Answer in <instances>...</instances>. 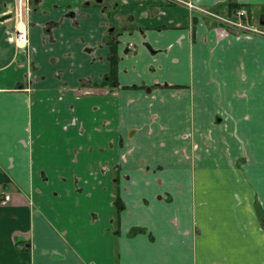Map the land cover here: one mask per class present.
I'll list each match as a JSON object with an SVG mask.
<instances>
[{
	"label": "crops",
	"instance_id": "obj_1",
	"mask_svg": "<svg viewBox=\"0 0 264 264\" xmlns=\"http://www.w3.org/2000/svg\"><path fill=\"white\" fill-rule=\"evenodd\" d=\"M18 1L0 0V264H264V33L170 0H39L24 50L1 19ZM189 1L264 31V0Z\"/></svg>",
	"mask_w": 264,
	"mask_h": 264
},
{
	"label": "built area",
	"instance_id": "obj_2",
	"mask_svg": "<svg viewBox=\"0 0 264 264\" xmlns=\"http://www.w3.org/2000/svg\"><path fill=\"white\" fill-rule=\"evenodd\" d=\"M177 3H182L191 9H197L204 12L208 17L218 22L227 25L233 29L234 32L241 34H262L264 31L259 24L254 23V16L249 12L248 8L241 6H232L227 13L220 14L216 11L204 9L197 6L194 2L189 0H173ZM16 35L19 39L25 38V29L18 27ZM10 193L3 192L0 198V205H7L11 200Z\"/></svg>",
	"mask_w": 264,
	"mask_h": 264
},
{
	"label": "rangeland",
	"instance_id": "obj_3",
	"mask_svg": "<svg viewBox=\"0 0 264 264\" xmlns=\"http://www.w3.org/2000/svg\"><path fill=\"white\" fill-rule=\"evenodd\" d=\"M34 0H19L18 3L16 4V7L15 9L13 8L12 11H11V14H12V17L13 19H15V23H16V18H15V15H16V10H18L17 12V22L18 23H21L23 22L22 26H19L21 29H25V38H22V39H19L16 35V31H15V28H13L10 32H11V39L10 41L15 44V46L19 49H24V50H28V26H27V23H26V15H28V13L30 12V10L32 9V5H35L34 4ZM239 4L235 5V6H238ZM232 7V6H231ZM231 7H228L231 8ZM30 8V9H28ZM227 9V11H228ZM226 11V13H227ZM225 14V13H224ZM23 17V19H22ZM8 34V32H7ZM26 41V42H25ZM25 42V43H24ZM32 63V62H31ZM72 91V89L70 87H63L62 88V91ZM90 91L89 90H84L81 92V95H84V94H89ZM12 198V197H11Z\"/></svg>",
	"mask_w": 264,
	"mask_h": 264
},
{
	"label": "trees",
	"instance_id": "obj_4",
	"mask_svg": "<svg viewBox=\"0 0 264 264\" xmlns=\"http://www.w3.org/2000/svg\"><path fill=\"white\" fill-rule=\"evenodd\" d=\"M237 4H230L229 7L235 6ZM118 65H117V58L115 56H111V71L110 73L106 74L103 79V84L110 85V86H116L117 81V71H118ZM118 86V85H117ZM117 203V199H116Z\"/></svg>",
	"mask_w": 264,
	"mask_h": 264
},
{
	"label": "flooded vegetation",
	"instance_id": "obj_5",
	"mask_svg": "<svg viewBox=\"0 0 264 264\" xmlns=\"http://www.w3.org/2000/svg\"><path fill=\"white\" fill-rule=\"evenodd\" d=\"M170 1L173 2V3H175V4L177 3V2H174L173 0H170ZM34 3H36V2H34ZM180 4H182V3H180ZM183 5H184V4H183ZM28 9H30V8H28ZM17 12H18V10H16V15H15V16H16L15 31H16V29L19 27V25L22 26L21 23H23V22H21V23H18V22H17V19H18V18H17ZM11 15H12V14H11ZM22 19H23V17H22ZM31 73H32V71H30V75H29L28 80L32 79V77H31L32 74H31ZM28 89H31V88H30V85H28Z\"/></svg>",
	"mask_w": 264,
	"mask_h": 264
},
{
	"label": "water",
	"instance_id": "obj_6",
	"mask_svg": "<svg viewBox=\"0 0 264 264\" xmlns=\"http://www.w3.org/2000/svg\"><path fill=\"white\" fill-rule=\"evenodd\" d=\"M35 2H39V0H34ZM11 16V14H5L3 16H1V19H5V18H9ZM261 24H264V16L261 17V21H260Z\"/></svg>",
	"mask_w": 264,
	"mask_h": 264
},
{
	"label": "bare ground",
	"instance_id": "obj_7",
	"mask_svg": "<svg viewBox=\"0 0 264 264\" xmlns=\"http://www.w3.org/2000/svg\"><path fill=\"white\" fill-rule=\"evenodd\" d=\"M25 42H26V41H25ZM25 42H24V43H25Z\"/></svg>",
	"mask_w": 264,
	"mask_h": 264
}]
</instances>
